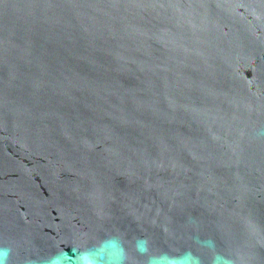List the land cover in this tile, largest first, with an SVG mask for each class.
I'll return each mask as SVG.
<instances>
[{"label": "water", "instance_id": "95a60500", "mask_svg": "<svg viewBox=\"0 0 264 264\" xmlns=\"http://www.w3.org/2000/svg\"><path fill=\"white\" fill-rule=\"evenodd\" d=\"M264 264V0H0V246Z\"/></svg>", "mask_w": 264, "mask_h": 264}, {"label": "clouds", "instance_id": "9594fccd", "mask_svg": "<svg viewBox=\"0 0 264 264\" xmlns=\"http://www.w3.org/2000/svg\"><path fill=\"white\" fill-rule=\"evenodd\" d=\"M196 242L201 249L211 254L210 264H235L232 257L216 250L212 239L197 238ZM134 247L138 254L146 257V264H202L201 256L190 250L176 255L153 253L147 239H137ZM11 254V247L0 246V264H9ZM127 260L128 251L122 239L110 235L91 247L73 248L71 254L61 250L43 259H29L26 264H127Z\"/></svg>", "mask_w": 264, "mask_h": 264}]
</instances>
